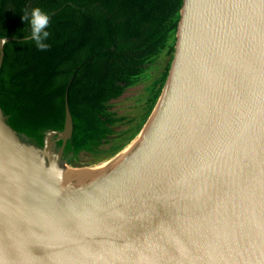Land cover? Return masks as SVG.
Wrapping results in <instances>:
<instances>
[{
    "label": "water",
    "instance_id": "1",
    "mask_svg": "<svg viewBox=\"0 0 264 264\" xmlns=\"http://www.w3.org/2000/svg\"><path fill=\"white\" fill-rule=\"evenodd\" d=\"M72 130L66 97L63 128L0 107V264H264V0H183L137 134Z\"/></svg>",
    "mask_w": 264,
    "mask_h": 264
},
{
    "label": "trees",
    "instance_id": "2",
    "mask_svg": "<svg viewBox=\"0 0 264 264\" xmlns=\"http://www.w3.org/2000/svg\"><path fill=\"white\" fill-rule=\"evenodd\" d=\"M183 0H0L3 48L0 107L10 122L63 128L65 97L76 145L105 154L126 145L148 118L173 57ZM39 7L49 16L41 51L29 20ZM26 38V39H20ZM158 60L160 71L150 70ZM151 79L135 116L117 115L111 100ZM118 126L126 128L116 129Z\"/></svg>",
    "mask_w": 264,
    "mask_h": 264
},
{
    "label": "rangeland",
    "instance_id": "3",
    "mask_svg": "<svg viewBox=\"0 0 264 264\" xmlns=\"http://www.w3.org/2000/svg\"><path fill=\"white\" fill-rule=\"evenodd\" d=\"M163 63V60H158L156 65L149 71L150 74L156 75L160 71V67L156 70L155 67ZM151 79L143 81L133 87L125 90L123 95L118 99L111 100V110L116 112L117 115H126L128 117L135 116L140 110L145 95V87L150 83ZM123 129L126 126H118L116 129Z\"/></svg>",
    "mask_w": 264,
    "mask_h": 264
},
{
    "label": "clouds",
    "instance_id": "4",
    "mask_svg": "<svg viewBox=\"0 0 264 264\" xmlns=\"http://www.w3.org/2000/svg\"><path fill=\"white\" fill-rule=\"evenodd\" d=\"M23 20L28 19L31 26L30 39L35 42L37 49L41 51L47 50L50 45L46 42L50 33L46 30L49 25V16L39 7L31 10L30 19L27 14L22 16Z\"/></svg>",
    "mask_w": 264,
    "mask_h": 264
}]
</instances>
